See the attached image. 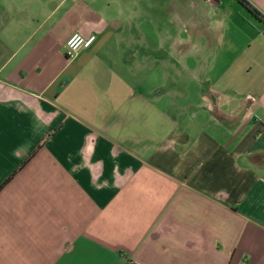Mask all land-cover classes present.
Segmentation results:
<instances>
[{
    "label": "crops",
    "instance_id": "crops-1",
    "mask_svg": "<svg viewBox=\"0 0 264 264\" xmlns=\"http://www.w3.org/2000/svg\"><path fill=\"white\" fill-rule=\"evenodd\" d=\"M263 26L264 0H0V264H264Z\"/></svg>",
    "mask_w": 264,
    "mask_h": 264
},
{
    "label": "built area",
    "instance_id": "built-area-1",
    "mask_svg": "<svg viewBox=\"0 0 264 264\" xmlns=\"http://www.w3.org/2000/svg\"><path fill=\"white\" fill-rule=\"evenodd\" d=\"M261 33L264 35V26L261 29ZM94 41V34L83 36L78 32H74L66 40V55L68 57H73L81 48H87L91 46Z\"/></svg>",
    "mask_w": 264,
    "mask_h": 264
},
{
    "label": "rangeland",
    "instance_id": "rangeland-1",
    "mask_svg": "<svg viewBox=\"0 0 264 264\" xmlns=\"http://www.w3.org/2000/svg\"><path fill=\"white\" fill-rule=\"evenodd\" d=\"M157 10V9H156ZM156 10H155V12H156ZM158 16H159V13H160V9H158ZM149 27H153L152 25H150Z\"/></svg>",
    "mask_w": 264,
    "mask_h": 264
},
{
    "label": "trees",
    "instance_id": "trees-1",
    "mask_svg": "<svg viewBox=\"0 0 264 264\" xmlns=\"http://www.w3.org/2000/svg\"><path fill=\"white\" fill-rule=\"evenodd\" d=\"M253 10V9H252ZM253 11H255L256 12V10H253Z\"/></svg>",
    "mask_w": 264,
    "mask_h": 264
}]
</instances>
